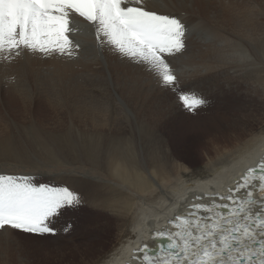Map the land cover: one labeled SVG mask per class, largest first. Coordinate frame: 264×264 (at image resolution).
I'll use <instances>...</instances> for the list:
<instances>
[{"label":"bare ground","instance_id":"obj_1","mask_svg":"<svg viewBox=\"0 0 264 264\" xmlns=\"http://www.w3.org/2000/svg\"><path fill=\"white\" fill-rule=\"evenodd\" d=\"M158 5L193 26L174 68L180 89L206 101L195 112L134 62L86 50L90 34L76 37L82 49L73 59L0 63V173L13 175L11 161L16 175L67 186L97 221L61 264H125L190 203L209 202L195 196L226 193L264 158V0ZM230 97L237 111H221ZM185 127L198 135L191 148L202 163L178 151L173 132ZM0 249L30 262L11 234L0 235ZM0 264H11L1 251Z\"/></svg>","mask_w":264,"mask_h":264},{"label":"snow or ice","instance_id":"obj_2","mask_svg":"<svg viewBox=\"0 0 264 264\" xmlns=\"http://www.w3.org/2000/svg\"><path fill=\"white\" fill-rule=\"evenodd\" d=\"M158 7V0H0V63L23 55L73 59L82 49L76 37L90 34L94 43L86 50L134 62L171 90L185 110L195 112L206 101L180 89L174 68L187 53L193 26ZM229 55L242 58L237 52ZM234 185L224 194L195 196L209 202L190 203L185 214L168 221L169 228L153 233L155 248L144 244L133 251V259L139 264H264V158ZM83 203L67 186L0 173V235L67 233L72 225L58 229L57 222ZM160 240L167 245L156 243Z\"/></svg>","mask_w":264,"mask_h":264},{"label":"rangeland","instance_id":"obj_3","mask_svg":"<svg viewBox=\"0 0 264 264\" xmlns=\"http://www.w3.org/2000/svg\"><path fill=\"white\" fill-rule=\"evenodd\" d=\"M235 100V98L230 97L227 99L228 103L226 102L224 104L228 105L220 110H236L237 102H234ZM208 123H206L205 127L210 125V123ZM173 133V137L179 146L178 151L180 155L186 157L187 159H194L197 163H202V158L199 155L195 156L191 148L192 145H194L198 140V135H195V130H188L185 127L181 128V130H175ZM15 165L18 164L11 161H7L6 164L7 170L13 171V175H16L14 171ZM16 168L21 171V167L19 168V165ZM17 176H19V174H17ZM40 182L43 181L40 180ZM84 203L78 209L67 212L57 222L56 226L58 229L62 228L66 223H70L72 225V228L67 233L59 231L56 236L44 237H33L21 233L11 235L13 241L18 244L20 249H22V252L29 257L30 262L26 264H61L60 259H58L61 255H66L68 257L73 246H79L81 243L87 240L86 237H90L91 232L89 231L88 227L90 228V226L93 225V221H96V218L91 215L89 207L86 203ZM0 251L9 256L11 264H23V262L18 259V256H16L12 250L4 251L0 249ZM68 264H70V262H68ZM72 264H75V262H72Z\"/></svg>","mask_w":264,"mask_h":264}]
</instances>
